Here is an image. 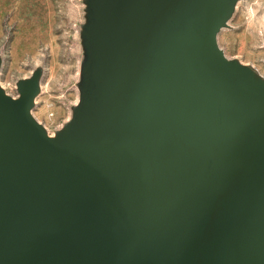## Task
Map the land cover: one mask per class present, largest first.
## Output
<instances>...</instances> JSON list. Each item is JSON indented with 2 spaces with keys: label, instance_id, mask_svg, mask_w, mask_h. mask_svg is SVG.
Wrapping results in <instances>:
<instances>
[{
  "label": "water",
  "instance_id": "obj_1",
  "mask_svg": "<svg viewBox=\"0 0 264 264\" xmlns=\"http://www.w3.org/2000/svg\"><path fill=\"white\" fill-rule=\"evenodd\" d=\"M233 0H99L67 131L0 88V264H264V77L216 37Z\"/></svg>",
  "mask_w": 264,
  "mask_h": 264
},
{
  "label": "rangeland",
  "instance_id": "obj_2",
  "mask_svg": "<svg viewBox=\"0 0 264 264\" xmlns=\"http://www.w3.org/2000/svg\"><path fill=\"white\" fill-rule=\"evenodd\" d=\"M98 4L0 0V88L18 98V82L36 76L30 112L51 137L70 129L93 91ZM233 6L217 44L229 59L264 77V0H233Z\"/></svg>",
  "mask_w": 264,
  "mask_h": 264
}]
</instances>
